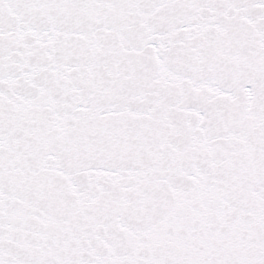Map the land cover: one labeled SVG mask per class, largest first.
<instances>
[{
	"label": "snow or ice",
	"instance_id": "1",
	"mask_svg": "<svg viewBox=\"0 0 264 264\" xmlns=\"http://www.w3.org/2000/svg\"><path fill=\"white\" fill-rule=\"evenodd\" d=\"M0 264H264V0H0Z\"/></svg>",
	"mask_w": 264,
	"mask_h": 264
}]
</instances>
